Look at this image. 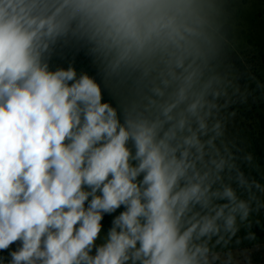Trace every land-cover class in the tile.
<instances>
[{"label":"clouds","instance_id":"1","mask_svg":"<svg viewBox=\"0 0 264 264\" xmlns=\"http://www.w3.org/2000/svg\"><path fill=\"white\" fill-rule=\"evenodd\" d=\"M227 3L0 0V264H242L264 159L231 129L264 83ZM69 41L94 74L50 67Z\"/></svg>","mask_w":264,"mask_h":264},{"label":"rangeland","instance_id":"2","mask_svg":"<svg viewBox=\"0 0 264 264\" xmlns=\"http://www.w3.org/2000/svg\"><path fill=\"white\" fill-rule=\"evenodd\" d=\"M221 15L227 26L231 27L230 42L237 45L238 55L232 54L229 59L243 76L247 77L245 69H249L264 83V0H230V3L222 6ZM68 45L74 44L71 41L58 42L54 46L50 57L52 69L73 65L61 54L62 46ZM241 85L247 86L252 95L247 104L237 106V116L231 130L243 137L250 150L255 153L256 143L264 146V131L261 127V119L264 117V95L261 90L253 91L255 84L251 79H242ZM238 236L240 244L233 243L232 247L234 251L243 253L239 257L242 264H264V240L246 239V232L243 229Z\"/></svg>","mask_w":264,"mask_h":264},{"label":"trees","instance_id":"3","mask_svg":"<svg viewBox=\"0 0 264 264\" xmlns=\"http://www.w3.org/2000/svg\"><path fill=\"white\" fill-rule=\"evenodd\" d=\"M61 54L63 57L72 62L73 66L81 72H88L89 74H94L95 69L91 65L90 61L82 54L78 52L76 45L62 46ZM261 127L264 131V117L261 119ZM255 154L259 160L264 159V146L256 143ZM105 232L107 228L111 225V217H106L104 221ZM256 233V238L259 240H264V227H256L253 229Z\"/></svg>","mask_w":264,"mask_h":264}]
</instances>
